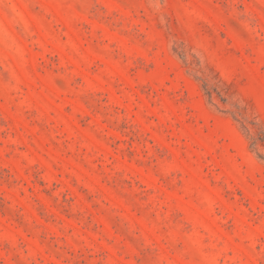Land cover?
<instances>
[{
    "label": "rangeland",
    "instance_id": "1",
    "mask_svg": "<svg viewBox=\"0 0 264 264\" xmlns=\"http://www.w3.org/2000/svg\"><path fill=\"white\" fill-rule=\"evenodd\" d=\"M0 264H264V0H0Z\"/></svg>",
    "mask_w": 264,
    "mask_h": 264
}]
</instances>
